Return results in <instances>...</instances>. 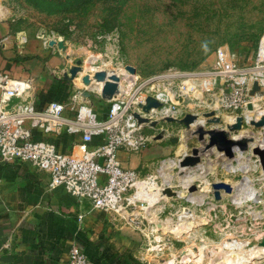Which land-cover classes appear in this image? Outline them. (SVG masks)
Returning a JSON list of instances; mask_svg holds the SVG:
<instances>
[{
	"label": "rangeland",
	"instance_id": "obj_1",
	"mask_svg": "<svg viewBox=\"0 0 264 264\" xmlns=\"http://www.w3.org/2000/svg\"><path fill=\"white\" fill-rule=\"evenodd\" d=\"M113 8L115 19L104 3L48 13L29 0H0L4 36H18L23 45L26 38L36 40L43 49L51 39H63L61 66L80 59L85 72L91 66L117 71L124 95L155 88L170 96L178 114L174 118L198 116L189 129L163 119L155 128L146 124L141 130L148 137L145 145L137 152L122 150L128 155L120 153L121 161L140 177L156 176V183L150 185V199L141 195L148 204L139 202L126 219L109 215L103 230L108 250L120 264H264V165L254 153L264 146V126L249 123L264 117V0H126ZM218 51L229 53L235 65L260 73L259 90L251 95V87L247 93L252 108L237 112L248 122L243 120L237 130L227 129L236 118L230 110L213 107L219 92V80L212 82ZM125 65L135 68V77ZM85 88L91 90L71 81L66 101ZM102 102L106 110L109 103ZM210 111L221 122L203 116ZM200 125L205 131L223 130L246 148L233 145L231 156L216 146L205 149L196 132ZM160 129L166 136L154 140ZM203 139L208 142L209 135ZM194 150L199 162L181 165ZM189 178L195 179L190 185ZM216 183L229 185L230 191L219 188L216 196L211 188ZM200 196H205L202 203L191 201ZM192 215L195 223L175 233ZM247 255L251 258L243 263Z\"/></svg>",
	"mask_w": 264,
	"mask_h": 264
},
{
	"label": "built area",
	"instance_id": "obj_2",
	"mask_svg": "<svg viewBox=\"0 0 264 264\" xmlns=\"http://www.w3.org/2000/svg\"><path fill=\"white\" fill-rule=\"evenodd\" d=\"M213 64L212 82L219 80L213 107L230 110L237 117V112L250 103L247 93L253 82L261 84L260 73L235 65L224 51L217 52ZM0 90V162L29 163L48 174V190L61 187L76 198L89 200L93 208L124 219L133 214L129 212L139 202H146L141 195L149 194L156 176L140 177L135 168L124 167L119 152H137L148 140L141 133L148 123H138L134 112L157 121L178 116L166 92L152 88L147 93L139 92L138 96L136 92L126 96L119 90L117 97L107 101L106 115L99 118L93 106L82 100V89L69 101L51 100L43 107L36 105L28 83L11 79L7 74H0ZM147 95L162 106L146 114L138 104L144 103ZM11 97H19L21 101L6 110ZM35 129L48 136L79 134L78 152L60 151L49 138H35ZM94 138L99 139L96 145H92ZM67 264L96 263L74 244L68 250Z\"/></svg>",
	"mask_w": 264,
	"mask_h": 264
},
{
	"label": "crops",
	"instance_id": "obj_3",
	"mask_svg": "<svg viewBox=\"0 0 264 264\" xmlns=\"http://www.w3.org/2000/svg\"><path fill=\"white\" fill-rule=\"evenodd\" d=\"M1 32L0 74L28 83L38 107L51 100L65 102L70 82L61 74L71 64L61 66L65 57L59 56L60 49L49 42L45 49L37 48L39 43L29 38L23 45L20 37ZM96 93L86 101L102 118L108 107L104 109L103 99ZM33 133L35 138H49L60 151L78 152L79 134L48 136L38 129ZM98 143L94 138L92 145ZM120 153L128 155L119 152L120 160ZM48 182V174L29 163L0 162V264H67L68 250L74 244L96 264H120L104 243L103 230L112 214L93 208L89 200L76 198L61 187L48 190Z\"/></svg>",
	"mask_w": 264,
	"mask_h": 264
},
{
	"label": "water",
	"instance_id": "obj_4",
	"mask_svg": "<svg viewBox=\"0 0 264 264\" xmlns=\"http://www.w3.org/2000/svg\"><path fill=\"white\" fill-rule=\"evenodd\" d=\"M49 45H56L58 49L65 50V44L63 39H51L49 41ZM83 64L82 60L78 59L76 60L75 64L70 65L66 70L62 72V78L68 82L75 81L78 77V74L82 71ZM124 70L129 72L130 74H135V68L131 65H125ZM92 81H95L96 83H102L101 87L99 89L98 95L101 99L104 101H110L113 98L117 97L119 94V76H117L114 73L109 74L106 70L101 69L93 72V74L90 76L89 74H84L80 76V82L83 85H90ZM259 90V83L257 81H254L252 84V90L250 91L251 95H254ZM94 93V91L89 89H82L80 92V96L82 100H87L91 97V95ZM21 101L19 97H11L7 105L5 107L6 110H10L13 105ZM162 106V103L159 102L156 98H154L151 95H147L144 98V103H139L138 107L141 109L143 113H149L151 109H157ZM248 109L252 108V105L249 103L247 105ZM205 117L209 119L212 123H219L221 120L219 117H215L214 111L206 112L204 113ZM133 117L137 120L138 123H148L151 127L155 128L158 124L157 120H150L146 116L140 115L138 112L133 113ZM198 119V116L196 114H186L183 118L177 119L174 117H165L163 118L166 122H180L183 123L186 127V129H189L190 124L194 123ZM243 117L241 115L237 116L235 118V122L227 125V129L229 130H237L240 129L243 123ZM249 123L255 127H263L264 126V117L260 118L259 120H250ZM196 132L199 135V139L202 140L203 145H205V149H209L213 146H216L218 150H224L225 154L231 156V147L233 145H238L240 148L245 149V143L241 141H235L228 137L227 133L223 130H208L205 131L201 125L197 127ZM208 134L209 140L206 142L203 139V135ZM166 136L165 130L160 129L159 132L153 136L154 140L162 139ZM172 143L177 142V138H171ZM254 153H256L261 161V164L264 165V148H260V146H257L254 148ZM194 156H187L182 162L181 165H194L195 163L199 162V157L197 156L198 150H194L193 152ZM211 188H215V194L218 196L217 189L219 188H225L226 191H230V186L225 183H216L212 184ZM168 192H170L169 188H166ZM262 245H264V242H262Z\"/></svg>",
	"mask_w": 264,
	"mask_h": 264
},
{
	"label": "trees",
	"instance_id": "obj_5",
	"mask_svg": "<svg viewBox=\"0 0 264 264\" xmlns=\"http://www.w3.org/2000/svg\"><path fill=\"white\" fill-rule=\"evenodd\" d=\"M34 2L41 10L48 13H59V12H76L90 4L104 3L110 10L111 8L117 7L126 0H29ZM115 9V8H113ZM113 11L115 19V11Z\"/></svg>",
	"mask_w": 264,
	"mask_h": 264
},
{
	"label": "bare ground",
	"instance_id": "obj_6",
	"mask_svg": "<svg viewBox=\"0 0 264 264\" xmlns=\"http://www.w3.org/2000/svg\"><path fill=\"white\" fill-rule=\"evenodd\" d=\"M89 66H91L90 64H89ZM97 70H99L98 68H96V67H89L88 68V70H86V72L84 71V69H82V71L78 74V77L76 78V80L78 81H80V76H82V75H84V74H89L90 76L93 74V72H95V71H97ZM116 71V70H115ZM109 73V72H108ZM111 73H114V74H116L117 76H119V87H120V91H121V93H124L125 92V89H123V87L124 86H122V89H121V85H122V83H123V81H122V78L120 77V73L119 72H110L109 74H111ZM134 76V75H133ZM135 77V76H134ZM133 78V77H132ZM75 80V81H76ZM128 80V79H127ZM126 80V81H127ZM134 80H135V78H134ZM101 84L102 83H96L95 81H92L91 82V84L90 85H86L88 88H91V90H93V91H97V92H99V89H100V87H101ZM131 85V84H130ZM85 86V87H86ZM262 114H263V112H262ZM261 114V115H262ZM197 125H199V124H197ZM235 141H238V140H235ZM263 148H264V146L263 145H261ZM174 165V164H173ZM194 178H189V179H187V181H186V184H189L190 185V183H192V182H194ZM171 185V184H170ZM141 188H143V187H141ZM169 188H172V187H169ZM209 190V189H208ZM211 190V189H210ZM250 191H254L253 189L252 190H250ZM246 193V192H245ZM251 193H256L255 191L254 192H251ZM158 195H160L161 196V194H160V191H159V193H158ZM249 195V194H248ZM180 197L181 198H183V197H185V194L183 193V194H180ZM151 198V195H149L146 199H150ZM158 198V197H157ZM189 199V198H188ZM199 199V200H198ZM205 199V196H200V197H198V198H193V199H191V201H197V202H201L202 203V201ZM237 199V198H236ZM158 199H156V201H157ZM148 201V200H147ZM155 201V200H154ZM187 216V215H186ZM185 217V216H184ZM194 216L192 215V216H188L187 218L185 217L184 219H185V222L184 221H182V222H184V225L182 226V227H180V228H177V229H174V228H172V229H174V232L175 233H177L178 231H181V233H183V232H185L188 228H190V226L193 224V223H195V221H194V219L193 220H191L192 218H193ZM161 223V222H160ZM156 224H158V223H156ZM195 225V224H194ZM158 227V226H157ZM264 242V241H263ZM227 245V244H226ZM261 246L262 247H264V245H262V243H261ZM249 253H251V252H249ZM252 255V254H251ZM251 255H247L246 256V258L244 259V261H243V263H245V262H247V260L248 259H250L251 258ZM255 255H258V254H255ZM254 254L252 255V257H254L255 256ZM256 257V256H255ZM247 259V260H246ZM253 259V258H252ZM246 260V261H245ZM241 264H242V262H241Z\"/></svg>",
	"mask_w": 264,
	"mask_h": 264
}]
</instances>
